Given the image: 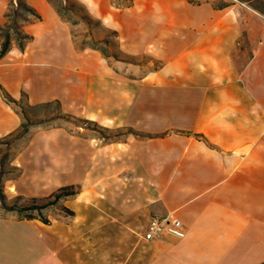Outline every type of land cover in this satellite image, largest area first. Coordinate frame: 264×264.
Listing matches in <instances>:
<instances>
[{
    "label": "crops",
    "instance_id": "0c3cea01",
    "mask_svg": "<svg viewBox=\"0 0 264 264\" xmlns=\"http://www.w3.org/2000/svg\"><path fill=\"white\" fill-rule=\"evenodd\" d=\"M78 1L125 52L151 60L83 61L70 37L80 65L39 60L32 33L0 59V86L28 106L58 101L131 132L105 142L31 128L9 189L79 193L63 200L73 215L48 224L0 216V264H264V0ZM22 121L0 93V138ZM155 215L177 220L183 236L143 240Z\"/></svg>",
    "mask_w": 264,
    "mask_h": 264
},
{
    "label": "rangeland",
    "instance_id": "374dc122",
    "mask_svg": "<svg viewBox=\"0 0 264 264\" xmlns=\"http://www.w3.org/2000/svg\"><path fill=\"white\" fill-rule=\"evenodd\" d=\"M25 1L29 6L34 8L41 17L40 21H31V23L19 22L20 27L26 34L33 36L32 33H34L37 36L36 42L29 46V50H35L36 53H38L35 55V58H38L39 60L49 59L54 62H58V64L80 65L81 61L78 62L75 58H69V50L71 44L68 37L71 38V47L73 53H76V55L78 56L80 55V58L83 61L84 59L91 61L93 60V57L101 56L103 58H106L110 65L115 66L116 62L143 65L151 60L148 56L145 55L133 56L125 52V49L121 44H119L116 34L111 29L101 26L100 23L98 24V21L85 10V8L80 4L78 0ZM116 1L119 5L129 4V0ZM65 4L73 5L74 9L64 11ZM8 7V0H0V20L2 16L4 18V13L6 12ZM55 8L63 11L62 14L64 16V20H61V22L66 24L67 26H58L56 25V22H53L51 12L54 13ZM51 33H54V40L49 38V35ZM13 48L17 49L15 46ZM101 52L104 53V55L101 54ZM157 66L158 64L154 62L152 68H156ZM23 105L26 108L27 116L32 122H42L31 126L28 133L23 138L13 139L9 147H6L5 145L0 146V150H2L3 152L7 150L8 152V158L5 164L2 167L0 166V172H2L0 181L1 192L5 195L8 205L18 206L31 203L29 201L32 198L23 197L19 194H16L14 192V188L11 190L9 189L11 180H14L20 173L19 168H16L12 163L20 150L26 144L31 128L35 127V129H38L48 128L51 126H63L68 129L73 135L86 136V132L81 131L80 129H85L86 131L98 134L93 130L85 128L90 127V124H84L82 127H78L68 120L59 118L58 116L60 115V111L66 115L70 114L64 113L61 107H59L58 109L54 104L50 107H44L42 106L43 104L28 106L26 104L25 98H23ZM52 117L55 118L52 119ZM124 130L125 129H120L119 132H113V134H110V138L112 140L121 139L123 136H125ZM45 198L46 197L35 199ZM58 205H63V201H60ZM41 213L47 219H53L61 214L67 215V213L60 208V206L56 205L48 206L47 208L42 209ZM6 215H14L18 218H23V216L25 215L37 216L38 214L36 211L23 212L19 214L15 210H4L0 204V216Z\"/></svg>",
    "mask_w": 264,
    "mask_h": 264
},
{
    "label": "trees",
    "instance_id": "16d2710c",
    "mask_svg": "<svg viewBox=\"0 0 264 264\" xmlns=\"http://www.w3.org/2000/svg\"><path fill=\"white\" fill-rule=\"evenodd\" d=\"M131 2V0H129ZM222 5V4H221ZM8 8L6 12L4 13V23L0 24V59L6 56L7 53L15 46L19 51H23L26 44L29 43L33 36L26 34L22 28L20 27L19 22L21 23H31V21H40L41 17L38 14V12L29 6L25 0H8ZM67 6V7H66ZM222 6H225V3H223ZM12 8V9H11ZM74 9L73 5H64V11L65 10H72ZM55 11L59 18L61 20H64V16L62 14L63 11L58 10L55 8ZM89 18V17H87ZM90 20V19H88ZM99 24V22H97ZM101 54L104 55V53L101 52ZM0 93L3 99L14 106H16L19 110V113L21 114L23 121L19 128L3 137L0 138V146L5 145L6 147H9L11 141L13 139H20L23 138L29 131V128L31 126L36 125L37 123H41L42 121L32 122L29 117L27 116L26 108L23 105V98H25L24 95L21 96V99L19 101L13 100L9 94L3 89L2 86H0ZM55 105L58 109L60 107L58 101L45 103L42 106L44 107H50L52 105ZM60 111V110H59ZM60 115L59 118H62L64 120H68L75 124L78 127H82L84 124H90V127H85L87 129L93 130L99 134V136L105 141L110 142L113 141L110 138V134H113V132H119L120 129L116 130H110V129H104L103 127L88 121L86 119L74 117L71 115L63 114L61 111L59 112ZM55 117H52V119ZM51 120V119H49ZM125 134L131 132L130 129H125ZM121 132V131H120ZM8 158V152L7 150L3 152L0 150V165L1 167L5 164L6 160ZM2 172H0V181H1ZM79 193V187L78 186H66L61 187L58 190H56L54 193L46 197L45 199H30L28 204L25 205H8L6 202L5 195L1 192L0 188V204L1 207L4 210H15L17 213L21 214L23 212H37V216L34 215H25L23 218L31 220V219H38L44 224H48V219L45 218L41 211L42 209L47 208L48 206H60V208L67 213V215H73V213L65 208L63 205H58L60 201L66 200L68 198H73Z\"/></svg>",
    "mask_w": 264,
    "mask_h": 264
},
{
    "label": "built area",
    "instance_id": "2783aa9c",
    "mask_svg": "<svg viewBox=\"0 0 264 264\" xmlns=\"http://www.w3.org/2000/svg\"><path fill=\"white\" fill-rule=\"evenodd\" d=\"M180 223L170 215H155L153 216L148 225L147 231L143 235V240L151 241L164 235L165 233L173 234L182 237L179 231Z\"/></svg>",
    "mask_w": 264,
    "mask_h": 264
}]
</instances>
